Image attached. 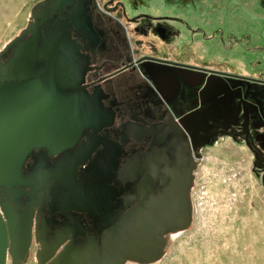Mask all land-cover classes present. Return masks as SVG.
I'll list each match as a JSON object with an SVG mask.
<instances>
[{"label": "water", "instance_id": "95a60500", "mask_svg": "<svg viewBox=\"0 0 264 264\" xmlns=\"http://www.w3.org/2000/svg\"><path fill=\"white\" fill-rule=\"evenodd\" d=\"M63 5L64 0H57L52 6L60 11ZM45 20L46 11L40 17L31 14L25 28L0 51V264L26 262L33 219L37 220L39 207L47 197H51L54 208L66 214L92 212L97 238L77 250L74 227H68L57 236V242L69 240L65 247L54 255L59 243L47 249L48 254L42 246L35 255L37 264H153L163 256L168 237L190 226L189 192L195 163L186 169L181 165L177 170H164L161 192H153L150 177L156 175L157 166L150 167L149 163L157 159L155 153L143 165L139 204L120 220L108 209L114 196L108 183L118 173L108 166L110 152L106 148L97 154L92 169L85 170L78 180L75 165L79 162L74 159L88 156L85 148L64 155L65 159L49 172H23L34 150L63 153L89 129L95 134L109 122L80 87L87 60L69 36L76 18L56 16L42 29ZM163 74L149 77L160 84L156 90L187 132L195 158H201V149L231 139L252 154L251 172L264 189V126L258 119L230 97L225 102L217 82L204 83L199 75H176L173 88L164 85L167 77ZM190 79L192 86L187 85ZM191 94L194 102L190 107H173L175 102L182 105L189 101ZM135 169L122 171L119 177L124 179ZM168 176L171 182L165 185ZM48 177L56 182L49 183ZM44 233L45 229L36 231L37 241Z\"/></svg>", "mask_w": 264, "mask_h": 264}, {"label": "flooded vegetation", "instance_id": "af4514ba", "mask_svg": "<svg viewBox=\"0 0 264 264\" xmlns=\"http://www.w3.org/2000/svg\"><path fill=\"white\" fill-rule=\"evenodd\" d=\"M56 1L36 2L29 18L31 14L40 17L46 11L42 29L56 16L76 18L69 36L87 60L80 87L109 122L95 134L89 129L63 153L34 150L24 166L25 174L34 170L49 172L65 159L64 155L85 148L89 155L74 159L79 162L75 165L78 180L92 169L97 154L106 148L110 152L108 166L118 173L108 183L114 192L108 209L120 220L139 204L143 165L155 153L157 161L149 163L150 167L157 166L156 175L150 177L153 192H161L164 170H177L181 165L186 169L192 162L196 169L199 159L195 158L189 136L156 90L160 84L150 79L152 73H164V85L173 88L176 75H199L204 83L217 82L225 102L230 97L264 126V0H64L60 11L53 9ZM189 84L193 85L191 79ZM190 98L182 105L172 102L173 107H190L192 94ZM134 168L124 179L119 177L122 171ZM47 181L56 182L50 177ZM170 182L168 176L165 185ZM95 223L92 212L66 214L54 208L51 197H47L39 207L37 220L33 219L27 259L33 249L37 264L35 255L42 246L48 254L47 249L59 243L57 255L69 242H57V236L68 227H74V248L88 247L97 238ZM44 229L37 241L36 231Z\"/></svg>", "mask_w": 264, "mask_h": 264}, {"label": "rangeland", "instance_id": "374dc122", "mask_svg": "<svg viewBox=\"0 0 264 264\" xmlns=\"http://www.w3.org/2000/svg\"><path fill=\"white\" fill-rule=\"evenodd\" d=\"M38 1L0 0V51L25 28ZM251 168L250 151L231 139L204 149L190 193V226L168 237L153 264H264V189ZM24 264H36L33 249Z\"/></svg>", "mask_w": 264, "mask_h": 264}, {"label": "bare ground", "instance_id": "6f19581e", "mask_svg": "<svg viewBox=\"0 0 264 264\" xmlns=\"http://www.w3.org/2000/svg\"><path fill=\"white\" fill-rule=\"evenodd\" d=\"M8 263V262H7Z\"/></svg>", "mask_w": 264, "mask_h": 264}]
</instances>
